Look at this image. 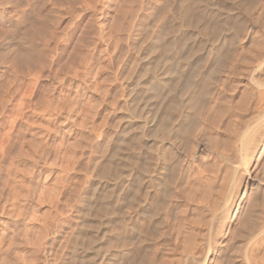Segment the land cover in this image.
Returning a JSON list of instances; mask_svg holds the SVG:
<instances>
[{"label": "rangeland", "instance_id": "1", "mask_svg": "<svg viewBox=\"0 0 264 264\" xmlns=\"http://www.w3.org/2000/svg\"><path fill=\"white\" fill-rule=\"evenodd\" d=\"M55 1L0 0V264H46L54 240L55 264H97L103 256L106 264L181 262L179 240L186 245L192 222L197 226L206 209L196 204L194 181L178 192L171 186L178 174L168 168L194 159V171L211 174L218 155L233 152L229 142L237 129L229 120L259 104L241 98L264 74V64L257 66L264 52V0ZM29 105L37 107L35 115ZM220 115L227 118L223 124ZM246 125L238 130L242 140L263 137V114ZM154 131L159 140L174 141L161 146ZM187 140L197 144L193 151ZM258 142L261 148L264 137ZM160 151L167 166L156 164ZM148 179L153 188L146 198ZM172 190L178 205L169 210L164 202ZM180 221L187 238L178 233ZM105 236L113 243L105 244Z\"/></svg>", "mask_w": 264, "mask_h": 264}, {"label": "bare ground", "instance_id": "2", "mask_svg": "<svg viewBox=\"0 0 264 264\" xmlns=\"http://www.w3.org/2000/svg\"><path fill=\"white\" fill-rule=\"evenodd\" d=\"M46 1V0H45ZM55 1V0H54ZM67 1V0H66ZM55 2H58V1H55ZM60 2V1H59ZM257 2V1H256ZM28 4V3H27ZM57 4V3H56ZM63 4V3H62ZM238 4V3H237ZM258 4V3H257ZM256 4V5H257ZM0 5H1V3H0ZM2 5H4V4H2ZM44 5V4H43ZM256 5H255V7H256ZM57 7V6H56ZM245 7H247V6H245ZM20 8V7H19ZM50 8V7H49ZM247 9V8H246ZM6 11V10H5ZM20 11V10H19ZM15 12V11H14ZM22 12H23V10H22ZM2 14H3V12H1ZM1 13H0V16H1ZM252 15V14H251ZM5 16V15H4ZM3 16V17H4ZM16 17V16H15ZM2 18V17H1ZM0 18V19H1ZM3 19H5V18H3ZM2 21V20H1ZM264 25V24H263ZM42 29V28H41ZM40 29V30H41ZM39 30V31H40ZM203 30H205V29H203ZM201 31V30H200ZM209 33V32H208ZM37 34V33H36ZM216 35V34H215ZM29 36V35H28ZM27 38H29V37H27ZM252 39V38H251ZM261 39V38H260ZM264 39V38H263ZM256 40V39H255ZM214 41V40H213ZM243 41V40H242ZM262 41V40H261ZM230 42V41H229ZM253 42H251V44H252ZM263 43V42H262ZM204 44V43H203ZM263 45V44H262ZM251 47V46H250ZM261 47V46H260ZM253 48V47H252ZM255 48V47H254ZM257 48V47H256ZM262 48H264L263 46H262ZM245 49V48H244ZM261 49V48H260ZM247 50V49H246ZM257 50V49H256ZM262 50H264V49H262ZM261 50V51H262ZM260 51V50H259ZM238 52V51H237ZM237 52H236V54H237ZM249 52V51H248ZM252 53H254V51L252 52ZM259 53V52H258ZM264 53V52H263ZM262 52H261V56L260 57H262V62L261 63H257L258 65L257 66H261L262 67V65L264 64V54H263ZM262 54H263V56H262ZM235 55V54H234ZM234 55H232V56H234ZM238 55V54H237ZM28 56V55H27ZM239 57V56H238ZM259 57V56H258ZM25 59V58H24ZM261 59V58H260ZM26 60V59H25ZM205 60V59H204ZM258 59H256V61H257ZM240 61V60H239ZM255 61V60H254ZM254 61H252V63H255ZM259 61H261V60H259ZM258 61V62H259ZM192 62V61H191ZM234 62H235V60H234ZM242 62V61H241ZM248 62V61H247ZM246 62V63H247ZM193 63V62H192ZM223 63V62H222ZM240 63V62H239ZM248 63H250V61L248 62ZM213 64V63H212ZM234 64V63H233ZM224 65V64H223ZM255 65H256V63H255ZM199 66V65H198ZM230 66V65H229ZM228 66V67H229ZM234 66V65H233ZM248 66V65H247ZM247 66H245V67H247ZM264 66V65H263ZM197 67V66H196ZM231 67V66H230ZM231 68H233V67H231ZM256 68V67H255ZM259 68V67H258ZM263 68V67H262ZM244 69V68H243ZM246 69V68H245ZM251 69V68H250ZM260 70V69H259ZM196 71V70H195ZM257 71V70H256ZM199 72V71H198ZM253 72V71H252ZM195 73V72H194ZM230 73V72H229ZM234 73V72H233ZM238 73V72H237ZM258 73V72H257ZM216 74V73H215ZM195 75V74H194ZM199 75V74H198ZM227 75V74H226ZM166 76V75H165ZM228 76V75H227ZM162 77V76H161ZM254 77H256L255 76V74H254ZM259 77V76H258ZM258 77H256V80H258L257 82H259V87L257 86V88H254V89H252L254 86H252L251 85V87L252 88H250V90H248L247 91V97L246 96H243V98H241V99H244V97L248 100L247 102H248V104L250 103V101H251V99H253V98H255V100H259V104H255L254 105V103H253V100H252V103H253V105L255 106L253 109V111H251L252 110V108H251V110H250V108H248L249 109V113L248 114H246L245 115V113H242V114H244L243 116L244 117H238V115H240L239 113H238V111H237V113H238V115L236 116L237 118L236 119H234L233 117H230L229 116V118H233L235 121H233V120H229V123H231V121L233 122V123H231L232 125H236L235 126V128L237 129V132H236V134L235 133H233L234 135H235V139H234V137H230L232 140H234V143L233 144H231L229 141H230V139L229 140H227V142H229V144L230 145H232L233 146V149H231V150H233V152L231 153L229 150V152H230V154L231 155H229V152H227L228 154H226L225 152L223 153V152H221V154L220 155H218V156H220L219 158L220 159H218V160H220L219 161V163H218V165L216 166V165H214V164H212V165H210L211 167L214 165L215 166V168L214 167H212V168H214V171H212V173L211 174H206L205 172H203L202 170H197V172L196 171H194V168H195V166L197 165V164H195V160L194 159H191V161H189V159L188 160H184V163L182 164V165H178V163H176V166H178V167H176V169L175 168H168L169 170H172V171H174L176 174H178V175H175V173H174V178L176 179H174L173 177H172V179H173V181L175 180L176 182H175V184L174 185H171V186H174L173 188H175V190L176 191H180V189H181V192H182V189L184 188L185 189V187L186 186H189L188 184H190V182H192V180L194 181L193 183H194V186H193V184L191 185V186H193V191L192 192H195V193H197L198 194V196H196L195 198H196V201H198V202H196V204H198L199 206H203V209L202 210H204L205 211V209H206V214L205 215H207V217L205 216V215H203L204 217H206L207 219H205V221L203 220V223L201 224V225H203L204 223H207V221H208V223L206 224V225H203V226H200L199 225V222H202V220L201 219H204V217H201L202 215H200V214H202L200 211V214L198 215L199 216V219H198V224L196 223V225L197 226H195V222H194V224H193V222H192V225L194 226H190V233H189V231H188V238L186 237V231L188 230V228H187V230L185 231L184 229L186 228L185 226H184V224H186V222L185 221H180V222H182V224H183V227L182 226H179V227H176V228H180L181 227V230L182 231H179L178 230V233H180V232H182V234H181V236H183V232L185 231L186 233L184 234L185 236L184 237H186L187 239H188V241H187V239L185 238L184 240H186L187 241V243H186V245L182 242H180V240H179V246L181 247V246H183V251L182 250H180V252H181V254L179 253V257H181L180 259H181V262H179L180 260L179 259H177V261L176 262H178V263H176V264H264V143H263V145H262V147L260 148V145L262 144L261 142L259 143L258 141H260L261 140V138H263L264 137V135H263V137H262V134L261 135H259V136H261L260 137V139L257 141L256 139L257 138H259V137H257L256 138V135L254 136V138H252L250 135L249 136H247L248 138L247 139H244V140H242V138H241V134L239 135V133H240V131H238L239 130V128L241 127V126H244V124H245V126H247L246 124H249L250 122H251V120H253L255 117H257L258 118V115H264V108L263 109H261L262 108V106H264V74L263 75H261L260 76V78H258ZM182 78V77H181ZM184 78V77H183ZM198 78V77H197ZM258 78V79H257ZM139 79V78H138ZM178 79H179V77H178ZM226 79V78H225ZM224 79V80H225ZM256 82V83H257ZM262 82V83H261ZM197 83V82H196ZM222 83V82H221ZM233 83V82H232ZM3 84H5V83H3ZM253 84L255 85V83L253 82ZM137 85V84H136ZM225 85V84H224ZM248 85H249V83H248ZM202 86V85H201ZM208 86V85H207ZM229 86V85H228ZM187 87V86H186ZM198 87V86H197ZM210 87V86H209ZM208 87V88H209ZM231 87V86H230ZM249 87V86H248ZM7 88V87H6ZM199 88V87H198ZM207 88V89H208ZM244 88H245V86H244ZM243 88V89H244ZM202 89H203V86H202ZM202 89H201V92H202ZM247 89H249V88H247ZM246 89V90H247ZM200 90V89H199ZM245 89H244V91H246ZM171 91V90H170ZM175 91H177L176 89H175ZM193 91V90H192ZM204 91V90H203ZM206 91V90H205ZM182 92V91H181ZM180 92V93H181ZM209 92V91H208ZM210 92H214V91H212V89H211V91ZM210 92L208 93L209 95L207 96V97H211L212 99H210V100H212V101H214L213 100V94L215 93V94H217L218 95V97L220 96L219 94H220V89L218 88V89H215V92L212 94V95H210ZM233 92V91H232ZM195 93V92H194ZM244 93V92H243ZM181 94H183V93H181ZM224 94V93H223ZM207 95V94H206ZM244 95H245V93H244ZM193 96V95H192ZM215 97H217V96H214V98ZM204 98H205V95H204ZM206 100H208V99H206ZM236 100V99H235ZM250 100V101H249ZM209 101V100H208ZM208 101H205V103L207 102V103H209ZM215 101H218L219 102V100L216 98L215 99ZM225 101V100H224ZM244 101H246V100H244ZM182 102V101H181ZM200 102V101H199ZM255 102V101H254ZM196 103V102H195ZM215 103V105H216V102H214ZM214 103H213V105H212V107H214ZM231 103H232V101H231ZM255 103H257V101L255 102ZM180 104V103H179ZM202 104V103H201ZM211 104V103H210ZM245 104H246V106H249V105H247V103L245 102ZM146 105V104H145ZM186 105V104H185ZM200 105V104H199ZM204 105H206V104H204ZM208 105V104H207ZM206 105V106H207ZM218 106L220 105V103H218L217 104ZM260 107H259V106ZM35 106V105H34ZM164 106V105H163ZM167 106V105H166ZM169 106V105H168ZM172 106V105H171ZM173 106H175V105H173ZM177 106V105H176ZM175 106V107H176ZM211 105H209L208 107H210ZM2 107V106H1ZM31 107V112L33 111V110H35L36 108L34 107V109H33V106H30L29 105V108ZM250 107H251V104H250ZM149 108V107H148ZM202 108H205V106L204 107H202ZM219 108V107H218ZM222 108V107H221ZM247 108V107H246ZM33 109V110H32ZM181 110H182V108H180ZM201 109V108H200ZM206 109V111H204L203 112V110H205ZM205 109H203L202 110V112L204 113V115L206 116L207 114H206V112H207V110H208V108L206 107ZM212 109V108H211ZM231 109V108H230ZM2 110V109H1ZM37 110V109H36ZM36 110L34 111V113L32 114V115H35V113H36ZM141 110H143V109H141ZM187 110V109H186ZM227 110V109H226ZM158 111V110H157ZM165 111V110H164ZM180 111V110H179ZM198 111V110H197ZM196 111V112H197ZM212 111V110H211ZM38 112V111H37ZM178 112V111H177ZM209 112V111H208ZM207 112V113H208ZM213 112V111H212ZM231 112H232V110H231ZM234 112V111H233ZM245 112V111H244ZM248 112V111H247ZM151 113V112H150ZM194 113V112H193ZM200 113V114H199ZM234 113H236V112H234ZM214 114V113H213ZM212 114V115H213ZM227 114L228 113H226V115L225 116H227ZM229 114H231V113H229ZM149 115V114H148ZM165 115V114H164ZM180 115V114H179ZM197 115V114H196ZM195 115V116H196ZM232 115H233V113H232ZM155 116V115H154ZM169 116V115H168ZM191 117H192V115H190ZM198 116H200L199 118H197L198 119V121L201 123V121H202V123L204 122V117H203V114L201 115V110L198 112ZM222 117L221 115H220V117H222V118H220V120H218L219 122H220V124L222 123L223 124V122H224V120L222 121L221 119H224L225 118V120L227 119L226 117ZM233 116H235V115H233ZM47 117V116H46ZM132 117V116H131ZM197 117V116H196ZM213 117H215V115L213 116ZM260 117V116H259ZM263 116H261V118H262ZM169 119V118H168ZM196 119V118H195ZM200 119V120H199ZM209 119V118H208ZM207 119V120H208ZM263 119V118H262ZM183 120V119H182ZM193 120V119H192ZM206 120V121H207ZM258 120V119H257ZM169 121V120H168ZM194 121V120H193ZM197 121V120H196ZM148 122V121H147ZM152 122V121H151ZM171 122V121H170ZM211 122V121H210ZM226 122V121H225ZM144 123V122H143ZM149 123V122H148ZM167 123V122H166ZM189 123V122H188ZM194 123V122H193ZM201 123V124H202ZM209 123V122H208ZM260 123V122H259ZM134 124V123H133ZM158 124V123H157ZM195 124V123H194ZM200 124V125H201ZM262 124H263V122H262ZM145 125H147V123H145ZM149 125H151V124H149ZM148 125V126H149ZM191 125V124H190ZM213 125V124H212ZM231 125V126H232ZM159 126V125H158ZM215 126H216V124H215ZM223 126V125H222ZM249 126V125H248ZM252 126V125H251ZM139 127H140V125H139ZM141 127H143V126H141ZM140 127V128H141ZM144 127H146V126H144ZM218 127V126H217ZM219 127H220V125H219ZM261 126H259L258 128H260ZM262 127H263V125H262ZM161 128V127H160ZM213 128V127H212ZM235 128H231V129H234V130H236ZM136 129V128H135ZM142 129V128H141ZM156 129V128H155ZM169 129V128H168ZM209 129V128H208ZM224 129V128H223ZM243 129H244V127H243ZM247 129V128H246ZM253 129V128H252ZM204 130V129H203ZM215 130V129H214ZM245 130V129H244ZM248 130H249V128H248ZM247 130V131H248ZM255 130H256V128H255ZM156 131V130H155ZM154 131V134L156 135L157 133ZM161 131V130H160ZM166 131V130H165ZM230 129H229V133H230ZM246 131V130H245ZM259 131V130H258ZM233 132V131H232ZM249 132V131H248ZM254 132H256V131H254ZM260 132V131H259ZM259 132H256L257 134H259ZM141 133H143V132H140V134ZM159 133V132H158ZM182 133V132H181ZM154 134H152L153 136H154ZM228 134V133H227ZM232 134V135H233ZM238 134V135H237ZM246 134H247V132H246ZM249 134V133H248ZM254 134V133H253ZM151 135V136H152ZM164 135V134H163ZM197 135V134H196ZM231 135V136H232ZM192 136H194V134H192ZM228 136H229V134H228ZM253 136V135H252ZM140 137H142V136H140ZM160 137V136H159ZM164 137V136H163ZM162 136H161V139L163 138ZM197 137V136H196ZM208 137H210V136H208ZM211 137H214V136H211ZM121 138V137H120ZM138 138V137H137ZM146 138V137H145ZM154 139H155V137H153ZM182 138H184V136L182 137ZM188 138H189V136H188ZM214 138H216V137H214ZM256 138V139H255ZM151 139H152V137H151ZM157 139H158V134H157ZM159 140L158 139V143H160L161 144V146L162 145H168L169 146V144H171L170 143V140L172 139L173 140V138L171 137V139L169 140V141H167V139H169V138H167V139H165V138H163L162 140ZM218 139V138H217ZM148 140V139H147ZM189 140H190V138H189ZM189 140H187L188 141V143H190L191 144V142H189ZM216 140V139H215ZM174 141V140H173ZM173 141H171V142H173ZM209 141V140H208ZM219 141V140H218ZM157 142V141H156ZM185 142H186V140H185ZM193 142V141H192ZM226 141L224 142V143H227ZM232 142V141H231ZM182 142L180 141V144H181ZM195 143V142H194ZM199 143V142H198ZM215 143H216V141H215ZM144 144V143H143ZM151 144V143H150ZM149 144V145H150ZM189 144V145H190ZM229 144H228V147H230L229 146ZM159 145V144H158ZM186 145V144H185ZM188 145V144H187ZM188 145V147H190ZM193 144H191V148H190V150L194 147V146H192ZM211 145V144H210ZM224 146L223 147H225V144H223ZM142 146V145H141ZM144 146V145H143ZM142 146V147H143ZM160 146V147H161ZM196 146H197V144H196ZM196 146L194 147V149L196 148ZM227 146V145H226ZM145 147V146H144ZM171 147H172V145H171ZM200 147V146H199ZM213 147V146H212ZM180 148V147H179ZM187 148V147H186ZM214 148V147H213ZM220 148H222V147H220ZM231 148V147H230ZM229 148V149H230ZM260 148V149H259ZM188 149V148H187ZM201 149H202V147H201ZM228 148H225V149H222V150H227ZM149 150V149H148ZM216 150V149H215ZM220 150V149H219ZM218 150V151H219ZM159 151V150H158ZM164 151V150H163ZM178 151V150H177ZM192 151H193V149H192ZM151 152V151H150ZM185 152H188V150L187 151H185ZM195 152H196V150H195ZM169 153V152H168ZM181 153V152H180ZM205 153V152H204ZM163 154H164V152H158V154H157V160H156V164H158V166L160 165H162L163 163H166L167 162V160L166 159H164V160H166V161H163ZM183 154H184V152H183ZM182 154V155H183ZM235 156H233V155ZM166 155V154H165ZM194 155H195V153H194ZM193 155V156H194ZM173 156V155H172ZM180 156V155H179ZM183 156H185V154L183 155ZM240 156H242L241 157V160H238V161H235V158H236V160H237V157H238V159H239V157ZM263 156V157H262ZM120 157V156H119ZM166 157V156H165ZM202 157V156H201ZM151 158V157H150ZM153 158V157H152ZM172 158V157H171ZM188 158H189V156H188ZM195 158V157H194ZM208 158V157H207ZM154 159H155V157H154ZM182 160L183 159H185L184 157L183 158H181ZM181 159H179L178 160V162L179 161H181ZM206 160V159H205ZM150 161V160H149ZM175 161V160H174ZM151 162V161H150ZM158 162V163H157ZM171 163H172V161H170ZM169 162V163H170ZM177 162V161H176ZM183 162V161H182ZM182 162H179V164L180 163H182ZM197 163V162H196ZM216 163V164H217ZM154 164V163H153ZM155 165V164H154ZM163 165H165V164H163ZM172 165H173V163H172ZM171 165V166H172ZM174 165H175V163H174ZM199 165V164H198ZM197 165V166H198ZM202 165V164H201ZM149 166V165H148ZM165 166H167V165H165ZM164 166V167H165ZM170 166V165H169ZM155 167V166H154ZM162 167V166H161ZM174 167V166H173ZM206 167V166H205ZM146 169V168H145ZM139 170V169H138ZM154 170V169H153ZM153 170H152V172H153ZM204 170H205V168H204ZM213 170V169H212ZM133 171V170H132ZM156 171V170H155ZM161 171V170H160ZM166 171V170H165ZM92 172V171H91ZM157 172V171H156ZM162 172V171H161ZM169 172V171H168ZM178 172V173H177ZM158 173H160L159 172V169H158ZM157 173V174H158ZM163 173V172H162ZM130 174V173H129ZM149 174V173H148ZM166 174V173H165ZM151 175V174H150ZM150 175H148V176H150ZM170 175H173V172H171V174H169V176ZM141 176V175H140ZM143 176V175H142ZM151 176H153V175H151ZM155 176V175H154ZM153 176V177H154ZM159 176H161V175H159ZM177 176V177H176ZM153 177L152 178H150V179H153ZM124 178V177H123ZM135 178V177H134ZM148 178V177H147ZM160 178H162V176L160 177ZM169 178V177H168ZM150 179H148V181L146 182V198H148V196L150 195V193H151V190H152V182H153V180L151 181ZM171 179V177H170V179L169 180H172ZM156 182V181H155ZM172 182V181H171ZM167 183V182H166ZM174 183V182H173ZM168 184V183H167ZM120 185V184H119ZM144 185H145V183H144ZM98 186V185H97ZM156 186V185H155ZM118 187V186H117ZM161 187V186H160ZM187 188V187H186ZM29 189V188H28ZM154 189H155V187H154ZM189 189V188H188ZM28 192L30 191V190H27ZM167 191V190H166ZM173 191V193L171 192L170 194H168V195H171V194H173L174 195V190H172ZM178 191V192H179ZM184 191V190H183ZM183 193V192H182ZM166 194V193H165ZM177 194H179V193H177ZM144 195H145V193H144ZM153 195V194H152ZM182 195V194H181ZM186 195V194H185ZM191 195H193V193L191 194ZM183 196V195H182ZM140 197V196H139ZM150 197H152V196H150ZM171 197H173L172 195L170 196V197H168V198H171ZM175 197V196H174ZM177 197H179V195H177ZM177 197H176V199H177ZM192 197V196H191ZM145 198V199H146ZM167 198V199H168ZM182 198V197H181ZM194 198V197H193ZM194 198V199H195ZM137 199V198H136ZM165 199V198H164ZM172 199H174V198H171V200H169L168 199V202H167V204H165V202H164V207L165 208H169V210H171L170 208L172 207V205H176V204H174V203H176V202H174V200H176V199H174L173 201H172ZM183 199V198H182ZM185 199V198H184ZM166 201V200H165ZM174 202V203H173ZM194 202V201H193ZM86 203V202H85ZM161 203V202H160ZM186 203V202H185ZM82 204V203H81ZM162 204H163V202H162ZM184 204V203H183ZM165 205H167V207L165 206ZM178 205V204H177ZM176 205V206H177ZM182 205V204H181ZM140 206V205H139ZM144 206V205H143ZM175 206V207H176ZM180 206V205H179ZM137 207H138V205H137ZM163 207V209H165ZM174 206H173V208H175ZM182 207V206H181ZM180 207V208H181ZM179 208V207H178ZM183 208V207H182ZM199 208H202V207H199ZM205 208V209H204ZM79 209V208H78ZM161 209H162V207H161ZM133 210H134V208H133ZM175 210H177V208L175 209ZM199 210V209H198ZM197 210V211H198ZM201 210V209H200ZM237 211L236 212V214L238 213V216L236 217L235 215V218L233 219V218H231V214L234 212V211ZM72 211V210H71ZM90 211V210H89ZM107 211V210H106ZM158 211V210H157ZM164 211V210H163ZM168 211V210H167ZM166 211V212H167ZM182 211V210H181ZM172 212V211H171ZM178 212V211H177ZM177 212H176V214H177ZM168 213H169V211H168ZM167 213V214H168ZM173 213V212H172ZM179 213V212H178ZM182 213V212H181ZM184 213V212H183ZM205 213V212H204ZM170 215H171V213H169ZM168 214V215H169ZM108 215V214H107ZM113 215V214H112ZM127 215V214H126ZM169 215V216H170ZM182 215V214H181ZM183 215H185V214H183ZM192 215V214H191ZM80 216V215H79ZM128 216V215H127ZM161 216V215H160ZM167 216V215H166ZM175 215H173V217H174ZM178 216V215H177ZM186 216V215H185ZM129 217V216H128ZM162 217V216H161ZM173 217H171V219L173 218ZM233 217V216H232ZM119 218V217H118ZM153 218V217H152ZM166 218V217H165ZM165 218H162V222H164L165 224H166V222L165 221H167V223H168V221L170 220V219H168V217H167V220L165 219ZM186 218V217H185ZM196 218H198L197 216H196ZM195 218V219H196ZM201 218V219H200ZM123 219V218H122ZM164 219H165V221H164ZM175 219L176 218H173V220H171V221H175ZM71 220V219H70ZM151 220V219H150ZM157 220V219H156ZM179 220H180V217H179ZM181 220H185L184 218L183 219H181ZM199 220H201V221H199ZM23 221V220H22ZM120 221V220H119ZM125 221V220H124ZM195 221H197V220H195ZM2 222V221H1ZM176 222V221H175ZM185 222V223H184ZM6 222H4L3 221V225L5 224ZM81 223V222H80ZM83 223V222H82ZM107 223V222H106ZM120 223H121V221H120ZM119 223V224H120ZM172 223V222H171ZM174 223V222H173ZM190 223H191V221H190ZM159 224H161V223H159ZM179 224V223H178ZM181 224V223H180ZM181 224V225H182ZM153 225V224H152ZM189 225H191V224H189ZM32 226V225H31ZM75 226V225H74ZM98 226H100V224L98 225ZM158 226V225H157ZM167 226V225H166ZM170 226H171V224H170ZM188 226V225H187ZM4 227V226H3ZM2 227V228H3ZM126 227V226H125ZM174 228H175V226H173ZM1 228V229H2ZM15 228V227H14ZM74 228V227H73ZM108 228V227H107ZM121 228V227H120ZM123 228V227H122ZM184 228V229H183ZM0 229V230H1ZM4 229V228H3ZM2 229V230H3ZM92 229V228H91ZM163 229H164V227H163ZM78 230V229H77ZM110 230H112V228L110 229ZM177 230V229H176ZM5 231V230H4ZM4 231H1L3 234H4ZM74 231V230H73ZM116 231V230H115ZM115 231H113V232H115ZM117 231H119V230H117ZM163 231V230H162ZM69 232V231H68ZM75 232V231H74ZM103 232H105V231H103ZM113 232H111V236H113L114 237V235H112V233ZM170 232V231H169ZM174 232V231H173ZM46 233V232H45ZM44 233V234H45ZM98 233V232H97ZM108 233V232H107ZM115 233H117V232H115ZM177 233V232H176ZM178 233L177 234H175L176 236V238H177V235H178ZM3 234H1L2 236H3ZM66 234V233H65ZM114 234V233H113ZM121 234V233H120ZM160 234H162V233H160ZM164 234V233H163ZM172 234V233H171ZM174 234V233H173ZM189 234H190V239H189ZM70 235V234H69ZM68 235V236H69ZM78 235H79V233H78ZM101 235H103L102 233H101ZM106 235V234H105ZM119 235V234H118ZM11 236H12V234H11ZM15 236V235H14ZM42 236V235H41ZM91 236V235H90ZM109 236V235H108ZM120 236V235H119ZM118 236V237H119ZM165 236V235H164ZM178 236H180V234L178 235ZM17 237H18V235H17ZM73 237V236H72ZM121 237V236H120ZM161 237V236H160ZM159 237V238H160ZM172 237V236H171ZM183 237V238H184ZM218 237V238H217ZM4 238V237H3ZM11 238V237H10ZM40 238V237H39ZM89 238V237H88ZM97 238V237H96ZM100 238V237H99ZM101 238H102V236H101ZM112 238V237H111ZM111 238H108V239H106V236H105V240H104V242H106L105 244H108V242L109 243H111L112 242V239ZM117 238V237H116ZM115 238V239H116ZM175 238V239H176ZM179 238V237H178ZM181 238V237H180ZM179 238V239H180ZM14 239V238H13ZM17 239V238H16ZM64 239V238H63ZM76 239V238H75ZM75 239H73V240H75ZM78 239H80V238H78ZM93 239V238H92ZM114 239V240H115ZM117 239H119V238H117ZM164 239V238H163ZM101 240H103V239H101ZM18 241V240H17ZM16 241V242H17ZM38 241H41V240H38ZM54 241H56V240H54ZM51 242L49 245H48V247L46 248V253L48 254V257L46 258V264H55L54 262H55V258H56V255L58 254L57 253V249H58V246L56 245V243L55 242ZM62 241V240H61ZM89 241V240H88ZM91 241V240H90ZM92 241H94V240H92ZM116 241V240H115ZM114 241V243H116ZM121 241V240H120ZM173 241H176V240H173ZM178 241V240H177ZM182 241V240H181ZM6 242V241H5ZM67 242V241H66ZM94 242H96V241H94ZM102 242V241H101ZM124 242V241H123ZM15 243V242H14ZM62 243H64V242H62ZM90 243V242H89ZM113 243V242H112ZM170 243V242H169ZM182 245H181V244ZM5 244V243H4ZM8 244H9V242H8ZM11 244H13V243H11ZM16 244V243H15ZM17 244H18V242H17ZM75 244H77V242L75 243ZM82 244V243H81ZM88 244V243H87ZM95 244V243H94ZM94 244H92V245H94ZM104 244V243H103ZM184 244V245H183ZM47 245V244H46ZM59 245V244H58ZM79 245V244H78ZM90 245V244H89ZM89 245H88V247H89ZM57 246V247H56ZM64 246V245H63ZM87 246V245H86ZM113 246V244H110V246L108 245L107 246V250L110 248V247H112ZM185 246V247H184ZM65 247V246H64ZM63 247V248H64ZM76 247V246H75ZM102 247H106V246H102ZM165 247V246H164ZM167 247H168V244H167ZM166 247V248H167ZM171 247V246H170ZM44 248V249H45ZM78 248H80V246L78 247ZM101 248V247H100ZM112 248H114V247H112ZM179 248V247H178ZM42 249V248H41ZM60 250H61V248H59ZM71 249V248H70ZM86 249H88L87 247H86ZM154 249V248H153ZM180 249V248H179ZM179 249H177V251L179 250ZM96 250V249H95ZM94 250V251H95ZM106 249H104L103 251H105V252H107L108 253V251H107ZM109 250H112V249H109ZM157 250V249H156ZM174 250V249H173ZM200 250V252H199V254H200V256L198 255V254H196V251H197V253H198V251ZM6 251V250H5ZM10 251V250H9ZM9 251L7 252V253H9ZM43 251V250H42ZM76 251H78V250H76ZM87 251V250H86ZM100 251H102V250H100ZM72 252V251H71ZM179 252V251H178ZM45 253V254H46ZM57 253V254H56ZM104 253V252H103ZM107 253H104V254H107ZM154 253V252H153ZM101 254V253H100ZM41 255V254H40ZM60 255V254H59ZM103 255V254H102ZM111 255V254H110ZM196 255L197 256H199V257H196ZM58 256V255H57ZM106 256V255H105ZM41 257V256H40ZM61 257V256H60ZM174 257V256H173ZM178 257V258H179ZM9 258V257H8ZM82 258V257H81ZM110 258V257H109ZM117 258V257H116ZM122 258V257H121ZM7 259V258H6ZM12 259V258H11ZM57 259V258H56ZM94 259V258H93ZM96 259V258H95ZM108 259V258H107ZM10 260V259H9ZM70 261V260H69ZM8 262V261H7ZM65 262V261H64ZM170 262V261H169ZM168 262V263H169ZM6 263V262H5ZM9 263V262H8ZM11 264H12V262H10ZM57 263V262H56ZM69 263V262H68ZM72 263H74V262H72ZM76 263V262H75ZM97 264H106L105 263V257L103 256V257H100L99 259H98V262H96ZM171 263V262H170Z\"/></svg>", "mask_w": 264, "mask_h": 264}]
</instances>
